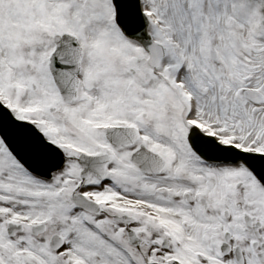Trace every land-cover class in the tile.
<instances>
[{"label": "snow or ice", "instance_id": "obj_1", "mask_svg": "<svg viewBox=\"0 0 264 264\" xmlns=\"http://www.w3.org/2000/svg\"><path fill=\"white\" fill-rule=\"evenodd\" d=\"M0 264H264V0H0Z\"/></svg>", "mask_w": 264, "mask_h": 264}]
</instances>
